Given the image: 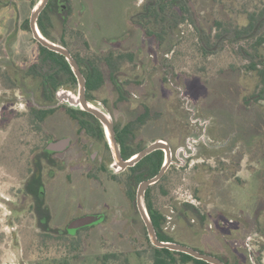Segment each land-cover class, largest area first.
<instances>
[{
  "label": "rangeland",
  "instance_id": "obj_1",
  "mask_svg": "<svg viewBox=\"0 0 264 264\" xmlns=\"http://www.w3.org/2000/svg\"><path fill=\"white\" fill-rule=\"evenodd\" d=\"M3 1L6 6L0 9V264H153V249L146 241L143 224L138 221L133 225L120 210L116 218L86 229L78 237L66 238L68 246L48 240L47 247L38 238L34 192L26 185L35 155L44 150L50 137H59L57 132L65 129V119L61 117L65 110L60 107L49 116L44 132H35L28 126L25 113L34 100L32 90L12 86L7 71L10 65L31 59L37 51L31 33L22 28L38 0L34 5L32 0ZM147 1L68 0L62 11L51 13L55 27H49V31L54 41L63 45L64 37L68 48L82 55L118 48H135L137 52L140 48L137 68H128L135 69L143 79L130 76L139 82L126 86L131 92L129 101L119 102V94L107 79L91 103L101 108L104 105L118 123H127L148 105L152 117L139 138L143 145L164 137L177 150L189 138L198 140L205 134L193 112L198 109L206 116L202 120L211 124L213 139L206 136L200 142L207 143L204 147L195 143L199 153L186 160L184 167L170 168L167 179L153 191L154 202L171 216L169 211L174 209L175 201L192 203L207 215L205 221L195 216L190 220H169L167 232L178 242L226 258L235 255L245 264H264V100L250 104L244 101L257 89V81L245 73L243 66L247 61L238 52L239 46L246 47L254 39L249 36L235 43L226 42L205 58L197 50L199 31L187 21L180 25L185 33L182 38L175 33L169 42L159 45L130 24V16L136 15ZM187 3L199 28H209L219 20L245 26L249 13L264 8V0ZM168 47L173 49L169 54ZM261 53L264 55V45ZM72 92L77 94L78 90ZM56 105L69 106L58 102ZM71 125L67 126L69 131L73 129ZM73 159L70 157V161ZM44 166L43 178L55 179V186H61L50 194L59 212L73 213L82 203L91 205L107 200L84 183L77 181L72 187L60 181V173L50 178L46 160ZM126 180L125 176L117 182L105 178V191H114L110 195H115L110 201L131 203ZM231 218L234 222L228 223ZM78 220L70 224V232L78 228Z\"/></svg>",
  "mask_w": 264,
  "mask_h": 264
},
{
  "label": "trees",
  "instance_id": "obj_2",
  "mask_svg": "<svg viewBox=\"0 0 264 264\" xmlns=\"http://www.w3.org/2000/svg\"><path fill=\"white\" fill-rule=\"evenodd\" d=\"M35 2L36 0H32V5H34ZM3 6H6V4L3 0H0V9ZM58 7V0H50L38 19L41 32L53 41L54 38L49 31V27H55L51 13L58 11ZM191 13L187 0H148L145 5L139 9L136 15L130 16V24L132 29L135 30L136 27L140 28L146 36L153 38L155 42L162 45L169 42L175 33L182 38L185 33L181 30L180 25L187 21H191L199 31L196 43L197 50L205 58L215 51H218L226 42L235 43L249 36L253 37L254 42L246 47L245 45L238 47V52L247 61L243 66L245 73L253 78L255 77L257 81V89L249 96L245 97L244 101L246 104H250L252 102L264 100V55L261 53V47L264 45V8L258 12L254 11L249 13V23L245 26H236L233 25L232 22L219 20L212 22L209 28H199ZM22 29L27 30L32 35L29 19L25 20ZM32 41L37 46V51L34 53L33 57L31 59H22L18 63L10 65L7 71L8 80L11 81L12 86H21L22 89H31L34 91V100L29 103L28 110L25 113L28 126L35 132H44L47 119L60 107L67 109L73 122L79 123L82 128L92 123V120L99 122L91 113L80 108L67 107L64 105L58 107V105H56L58 102L56 98L57 89L60 86L74 87L77 84V79L71 66L63 55L42 46L34 39L33 35ZM62 43L68 47L64 37H62ZM168 50L170 51H167V54L173 51L171 47H168ZM71 53L79 63L84 65L83 71L87 80V97L90 101L95 98L92 95L93 92L101 88L106 83L107 79L112 82L115 90L118 92V101H129L131 92L128 91L126 86L132 82H139V80L134 81L129 78L124 69L126 63H131L135 69L137 68L136 59L138 51L109 49L102 52L98 51L95 54L82 55L80 52L76 53L71 50ZM142 63L143 62H141V64ZM123 76H126V78ZM136 77L143 79L140 75H136ZM51 105L53 106L47 107ZM151 117L152 114L149 106L144 105L143 112L135 116V118L130 119L125 125L118 127L117 141L125 159L130 158L132 155L145 148V145L141 143L139 138L142 137L143 129ZM46 154L48 153L41 150L40 153L35 155L37 159L34 160L33 158L32 160L34 168L26 188H33L35 197H37L39 187L42 185L41 171L45 169L44 160H46L50 166H55V162L48 159ZM163 162L164 151L155 150L144 157L135 167L123 173L122 176H125L127 179L126 191L133 205H135L136 201L135 188L137 185L142 180L154 177L159 172ZM136 171H138V173ZM169 171L170 168L157 183L149 186L146 191L145 201L159 239L178 242L175 237L165 231V226L168 221L167 211L160 209L153 199L155 187L167 179ZM162 191L166 193L164 188H162ZM37 200L42 203L40 198ZM174 209L176 211H174ZM174 209L171 208L170 210L174 211L173 215L176 218L180 217L184 220H190L191 217L195 216L202 221H205L207 218V215L192 203H180L175 201ZM38 211L39 218L47 217L43 219V221L39 219L41 223L40 227L45 231V234H43L44 237H38L42 244L46 245L48 240H54L52 242H56V245L60 243L64 246H68L67 239L74 237H66L67 231H61L58 228L51 227L48 223L49 215L43 216L40 210ZM138 221L143 224L141 219L137 220V222ZM142 230L148 245L153 249V264H210L183 252L155 247L149 240L144 224L142 225ZM71 247L75 248L72 244ZM216 255L219 256L218 254ZM111 256L113 257L115 255L111 254ZM219 257L226 264H245L242 262L241 257L238 258L235 255L230 258L223 256ZM248 264L252 263L249 262Z\"/></svg>",
  "mask_w": 264,
  "mask_h": 264
},
{
  "label": "flooded vegetation",
  "instance_id": "obj_3",
  "mask_svg": "<svg viewBox=\"0 0 264 264\" xmlns=\"http://www.w3.org/2000/svg\"><path fill=\"white\" fill-rule=\"evenodd\" d=\"M64 2H66V0H58V6H59L58 10L59 11H62L65 8L66 5L64 4ZM118 49H122V48H118ZM123 50H133L134 52H136L135 48H123ZM137 50H138V52H141L140 48ZM70 52H71V50H70ZM78 64L81 68V71H82L84 77H85V73L83 71L84 65H82L79 62H78ZM128 65L131 66L132 64L126 63L124 71L129 76V78H131L130 76H132V77H134L133 79H135L137 73H136V71H134L135 69L133 71L130 70L128 68ZM143 66H144V64H143ZM123 77L126 78V76H123ZM85 79H86V77H85ZM68 88H70L72 90H78V81L74 87H68ZM101 88L95 90L92 95L95 97V93L100 91ZM116 93H118V92L116 91ZM33 94H34V91L32 90V95ZM87 95H88V93H87V80H86V97H87ZM94 99H96V98H94ZM117 100H118V98H117ZM58 107H60V106H58ZM67 107H69V106H67ZM62 109L65 110V112H63L61 117L62 118L64 117L66 127H65V129H60L57 132L60 134L59 137H50V139H48V140L49 141L50 140L57 141L60 139L69 138L70 143L65 149H63L61 151L49 152L46 149V146H47L49 141L47 142L43 151L48 153V154H46V157L48 159L52 160V162H55V166L54 167L50 166L49 169L46 170V172L50 178H53L54 176H56L57 173L58 174L60 173L61 175H63V176H61L62 179L60 181H63L64 183H66L67 185L72 186V187L77 183V181L80 183H84L88 186L90 191L93 190L96 193L99 192L100 194H103V196L106 197L107 200L106 201L98 200L96 202H92L91 205L89 202L87 204L82 203V205H80V206L77 205L79 208L78 212H76L78 210V208H77L73 211V213L72 212L61 213V212H59L58 208L54 205V202H52V200L50 198V194L54 193L55 191H58L61 188V186H55V183H54L55 179L51 180V181L50 180L46 181L43 178L44 170L41 171L42 185L39 187L37 197H35L34 194L32 196L33 210L35 213L34 215L36 216L35 218L37 220V228H38V233H39L38 237H44L43 234H45V231L40 227L41 223H40L39 219L41 221H43V219L47 218L46 216L39 218L40 216H39L38 210H40V213L43 216L49 215L48 223L51 227L58 228L61 231H67L66 237H78V234L81 233L82 231H84L86 229L98 227L101 224L108 221L109 219L116 218L115 217L116 212H118L119 210L121 211V215L122 214L127 215V219L131 220L130 222L133 225L135 223L137 224V217H139V219H141V221L143 222L141 215L138 211L136 201H135V205H133L132 203H129V202H128V204L127 203L121 204V203H119V201L117 203L110 201V199H115V195H113L114 197H111V195H110L114 191H112V192L105 191V185H104L105 178H107L109 180L111 179V180H114L115 182H117L119 180V177H121L124 172L128 171L132 167H135L137 164L134 166L128 167L125 170L117 171L113 165L114 159H113L112 151H111V148L109 146L108 138H107V135L105 132V128L102 125V123L92 114L99 122L92 120V123H90L86 127L82 128L80 126V124L75 122V121H74L75 125L73 123H71L73 120L71 119L70 114L68 113L67 109H65L64 107H62ZM108 112H109V110H108ZM193 114H194V118L197 121L200 128L203 127L202 129H203L205 134H203V137L199 138L198 140H194L192 138H189L186 141V143L184 145H181V147H179L177 150L174 149L172 147V145L170 144L171 149H172V164L170 165L169 168H171L173 165H175L177 167H184L186 160H189L190 158L195 157L199 153V151L195 149V143L199 144L200 142H202L205 139L206 136H209V137H211V139H213L212 135L210 133V130L212 129L211 124L210 123L208 124L207 121L202 120L206 116L204 114H201L200 112H198V109H197V111H195V113L193 112ZM195 116H198V117H195ZM112 117H113V115H112ZM112 120H113L115 137L117 140V136H118L117 129H118V127L123 126L126 123H118V122H116L114 117ZM68 125H71V128H73L71 131H69V129L67 127ZM202 125H205V126H202ZM66 129H68L69 132ZM161 138H164V137H161ZM200 144H203L202 147H204L207 143H200ZM144 147H146V145ZM70 157H73L74 159L70 161ZM164 158H165V153H164ZM36 159H37V157H34V160H36ZM76 162H79V165H77ZM136 172L138 173V171H136ZM142 181H144V180H142ZM138 185H137V187H138ZM125 186L127 188V184H125ZM137 187L135 188L136 191H137ZM92 188H95V190ZM38 198H40V200H42V203L38 202V200H37ZM118 204H121V205H118ZM83 206H85L87 208L85 209ZM146 207H147V205H146ZM147 210H148V208H147ZM169 213H172V216L168 215L167 223L169 222V220H172V218H174V215H173L174 211L170 210ZM87 216H96V217L101 218V220L97 223H93V224L85 225V226H80L77 229H75V231L70 232L71 230H70L69 226L74 220L81 219V218H84ZM227 221H228V223L234 222V220L232 218L228 219ZM45 222H46V220H45ZM143 224H144V222H143ZM144 226H145V224H144ZM237 227H240V226H237ZM167 230H168L167 226H165V231H167ZM146 232H147V230H146ZM147 235H148V233H147ZM200 250H202V249H200ZM201 252L216 255L215 253L208 252L207 250H203ZM217 257H219V256H217Z\"/></svg>",
  "mask_w": 264,
  "mask_h": 264
},
{
  "label": "water",
  "instance_id": "obj_4",
  "mask_svg": "<svg viewBox=\"0 0 264 264\" xmlns=\"http://www.w3.org/2000/svg\"><path fill=\"white\" fill-rule=\"evenodd\" d=\"M49 1L50 0H38L36 2L31 12L29 24L34 39H36L42 46L48 48L49 50L63 55L68 61L73 73L77 78L78 93L74 94L72 92V89L65 86H60L56 91V98L58 104H67L70 107L80 108L84 111L90 112L102 123V125L105 128V132L106 131L109 132V137L107 135V132L106 135L114 159L113 165L117 171H122L128 167L136 165L144 157H146L155 150H163L165 153L164 162L159 172L154 177L140 182L136 191L137 208L145 224L151 244L155 247L166 248L171 251L186 253L188 255L193 256L194 258L206 261L207 263L210 264H226L222 259H220L216 255L201 252L192 246L185 245L176 241H163L159 239L157 231L154 227V224L146 207L145 196L149 186L157 183L164 176V174L167 172L168 168L172 164L171 146L166 140L159 138L152 141L144 149L132 155L130 158L128 159L123 158L120 150V146L115 137L113 120L110 113L108 112V109L104 105L102 106V108L95 106L86 97V79L81 71V68L77 60L74 58V56L66 46L49 39L41 32L39 28L38 19L42 11L46 8ZM52 106L53 105L47 107H52ZM69 143H70L69 138H64L57 141L50 140L46 146V149L49 152L61 151L65 149L69 145ZM100 220L101 218L96 216H87L79 219L77 221L78 223L77 226L80 227V226L90 225L93 223H97Z\"/></svg>",
  "mask_w": 264,
  "mask_h": 264
},
{
  "label": "bare ground",
  "instance_id": "obj_5",
  "mask_svg": "<svg viewBox=\"0 0 264 264\" xmlns=\"http://www.w3.org/2000/svg\"><path fill=\"white\" fill-rule=\"evenodd\" d=\"M107 132V135H108V137H109V132L108 131H106Z\"/></svg>",
  "mask_w": 264,
  "mask_h": 264
}]
</instances>
